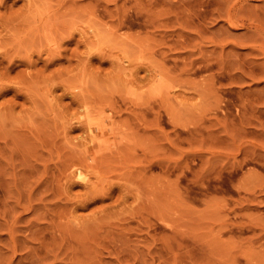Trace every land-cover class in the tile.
I'll return each mask as SVG.
<instances>
[{
    "label": "rangeland",
    "instance_id": "1",
    "mask_svg": "<svg viewBox=\"0 0 264 264\" xmlns=\"http://www.w3.org/2000/svg\"><path fill=\"white\" fill-rule=\"evenodd\" d=\"M207 2L0 0V264H264V56L243 29L222 65L191 48Z\"/></svg>",
    "mask_w": 264,
    "mask_h": 264
},
{
    "label": "bare ground",
    "instance_id": "2",
    "mask_svg": "<svg viewBox=\"0 0 264 264\" xmlns=\"http://www.w3.org/2000/svg\"><path fill=\"white\" fill-rule=\"evenodd\" d=\"M262 2V3H264V0H231V1H228V0H208V2L206 3L207 4V6H212V12H214V13H212L211 15H210V17L211 18H213V16L214 15H216L215 17H214V21H216V20H218V21H221L222 23H223V25L221 26V27H219L218 28V30L216 31V32H212L211 30V33H209V31L208 30H206V29H204V28H206V27H200L199 26V23L197 24V25H195L194 23H192V25H194V26H192V28H194L195 30H193L194 32H189V33H193L194 34V36H193V39H192V37H191V40L192 41H197V42H199V44H197V43H195L194 45L190 42L188 45H191V48H196L197 47V49L199 48V50H202V45L200 46V44H203L204 43V41L206 40V42L207 43H209V44H211L214 48H216V47H219V48H221V52H220V54L221 55H219V57H220V60H218V56H217V58H216V60H214V59H210L209 57H211L210 55L208 56V57H206L205 55H203L202 53H204V52H200L199 50L197 51L198 53L200 52L201 53V56L199 57V59L200 60H202V62H204L203 63V65H204V67L205 68H210L211 66V61L212 62H214L215 61V63H221V65H222V63H224L223 62V60L225 61V59L226 58H228L229 56L231 57V58H234V57H236L235 55H237V54H234L231 50H233V48H234V46H233V48L230 50V52H228V57H225L224 58V56L226 55H224V46H226V44H225V39L228 37V38H230V37H232V35H231V30H245L246 32H251V36H252V41L256 44L258 41H260V40H262V41H264V27H262V26H260L259 25V22H258V20H259V14H257V12L254 10V8H253V6H251V2ZM262 7V6H261ZM262 8H264V7H262ZM185 9V8H184ZM257 9V8H256ZM187 12H189V10H188V8H186L185 9ZM258 10H260L261 11V9H258ZM185 12V11H184ZM262 12H264V11H262ZM190 13V12H189ZM195 13V12H194ZM261 14H264V13H261ZM198 15V14H197ZM196 16V15H195ZM262 16H264V15H262ZM187 17H188V14H187ZM196 17H199V16H196ZM260 18H261V16H260ZM262 18H264V17H262ZM183 19H184V17H183ZM185 19H186V17H185ZM188 19V18H187ZM187 19H186V23H188L189 24V21L187 22ZM191 18H189V20H190ZM258 19V20H257ZM261 20V19H260ZM256 21H257V23H256ZM206 25V24H205ZM204 24H203V26H205ZM202 26V25H201ZM191 28V29H192ZM183 29V28H182ZM208 29V28H207ZM184 30H185V28H184ZM187 30V29H186ZM185 30V31H186ZM206 32H208L209 33V38H207V36L208 35H206L205 36V34H206ZM180 33H184L183 31L182 32H180ZM186 33V32H185ZM185 33H184V35H185ZM182 34H180L182 37H183V35ZM188 34V33H187ZM190 35V34H189ZM185 37H187V36H184V39H185ZM181 38V37H180ZM189 38V37H188ZM217 38H219L220 39V41H215V39H217ZM224 40V41H223ZM251 40V39H250ZM186 41H190V40H186ZM228 42V41H227ZM232 42V41H231ZM185 40L183 41V42H180V47L181 48H183V49H185ZM251 45V46H247V47H249L250 48V52H253V54L256 52V53H259L260 55H262V56H264V45H262V46H258V44L257 45ZM232 45V44H231ZM230 45V46H231ZM229 46V47H230ZM246 46V45H245ZM218 48V49H219ZM192 50H194V49H192ZM236 50V49H235ZM195 51V50H194ZM189 53H190V51H188ZM233 54H232V53ZM236 52V51H235ZM207 53V52H206ZM192 55H193V51H192V53H191ZM258 54V55H259ZM229 57V58H230ZM213 58V57H212ZM236 59V58H235ZM235 59H230L229 61H230V67H232V68H234L235 69V66L236 67H238V68H242V66H241V64H240V61H238V60H240V59H236L237 61L235 62ZM197 60V59H196ZM214 60V61H213ZM193 61V60H192ZM195 61V60H194ZM226 61H227V59H226ZM226 61H225V63H226ZM229 61H228V64H229ZM196 62H198V61H196ZM201 62V61H200ZM201 62V63H202ZM242 62V61H241ZM249 62V61H248ZM189 63V62H188ZM199 63V62H198ZM197 63V64H198ZM220 63L218 64V65H220ZM194 64V62H191V60H190V63L189 64H184L183 65V68L184 67H187V66H192ZM196 64V63H195ZM214 64V63H213ZM212 64V65H213ZM245 64L246 63H244L243 65L245 66ZM253 64H254V62H251L250 61V63L248 64V65H252V67H253ZM262 64H264V63H262ZM226 65V64H225ZM194 66V65H193ZM241 66V67H240ZM243 66V67H244ZM249 66V67H250ZM259 66V65H258ZM261 66V65H260ZM259 66V68L258 67H256L255 65H254V67L253 68H251L250 70H249V72L247 73V74H245V75H247L249 78H251V80L252 81H257L256 83H257V85H260V83L262 84V82H264V67H260ZM262 66H264V65H262ZM220 67H222V66H220ZM238 68L236 69V70H238ZM224 69V68H223ZM249 69V68H248ZM257 79H256V78ZM241 79H242V77H241ZM244 80V79H243ZM212 81V80H211ZM211 81H208V84H205L206 83V81H205V85L203 84V86L201 85V88H202V90H204V93H203V91L201 90V94H200V92L197 90L196 91V93L198 94V92H199V94H200V96L199 97H201V96H203V95H205L206 96V94L208 95V96H210L209 95V93H210V91H212L211 93H213L214 92V88H213V90H211V86H212V83H209V82H211ZM243 82V81H242ZM213 84H214V82H213ZM254 84V83H253ZM214 86V85H213ZM195 90V89H194ZM259 94L257 95V93H258V91H257V93L255 94V92H254V94L257 96V100L256 101H258V104L259 103H261L260 105H262V104H264V86H262V88L260 89L259 88ZM256 91V90H255ZM216 92V91H215ZM262 93V94H261ZM203 94V95H202ZM238 94V93H237ZM248 94V93H247ZM216 94H211V96H215ZM204 96V97H205ZM208 96H206L205 98L206 99H211V98H213V97H208ZM204 97H202V98H204ZM208 97V98H207ZM217 96H215L214 98H213V100L214 101H217L218 100V98H216ZM219 97V96H218ZM240 97V96H239ZM215 98L217 99V100H215ZM205 99V100H206ZM248 99V98H247ZM204 100V99H203ZM218 102H219V100H218ZM245 102H246V98H245ZM249 103V102H248ZM246 104H247V102H246ZM51 105V104H50ZM252 105H254V103H252L251 104V102H250V107L252 106ZM49 106V105H48ZM248 107L247 108H250L249 107V105H247ZM254 106H256V104L254 105ZM258 107H259V105H257ZM256 106V107H257ZM51 107V106H50ZM261 107V106H260ZM259 107V108H260ZM247 108H244V106H243V109H247ZM254 108V107H253ZM252 107H251V112H254V109H253ZM50 109H52V107L50 108ZM55 110V109H54ZM248 110V109H247ZM259 110V109H258ZM245 111V110H244ZM250 111V110H249ZM248 111V112H249ZM256 111H257V108H256ZM255 111V112H256ZM247 112V111H246ZM258 112H260V111H258ZM245 113V112H244ZM257 113V112H256ZM261 113H262V111H261ZM250 115H252L251 113H249ZM255 114V113H254ZM68 115V114H67ZM244 115H246V113L244 114ZM71 116V115H70ZM143 116H144V114H143ZM61 117V120H66L67 118L65 117V119H64V117L62 118V116H59V118ZM67 117H69V116H67ZM74 117V116H73ZM247 117V116H246ZM251 117H254V115H252V116H250V117H248V118H246V120H249L250 122L253 120V118L251 119ZM69 119H70V117H69ZM142 119V118H141ZM141 119H140V121H141ZM146 119V118H145ZM251 119V120H250ZM258 118H256L255 119V121L254 122H257L258 120H257ZM58 120V119H57ZM143 120H144V118H143ZM64 121H63V124H62V126L64 125ZM70 121V120H69ZM145 121V120H144ZM143 121V122H144ZM249 121H247L248 123L246 124V126H252L253 125V127L254 128H256L255 126H260L259 128H261L262 126H264V124H262L261 123V121H259L257 124L258 125H256V124H252V122L250 123ZM62 122V121H61ZM66 122H68V121H66ZM77 122V121H76ZM82 121H80V123H81ZM85 122V121H84ZM90 123V124H89ZM145 123V122H144ZM148 123V122H147ZM243 123H244V121H243ZM243 123H242V125H241V123L239 124V126L241 125V127H243L244 125H243ZM73 124V123H72ZM56 125V124H55ZM74 125V124H73ZM82 125V124H81ZM87 125H88V127H89V125L91 126V125H93L90 121L89 122H87ZM146 125V124H145ZM255 125V126H254ZM70 126V125H69ZM84 126V125H83ZM237 127L236 125H232V127H234V128H231L232 130L233 129H235V127H237V128H239L240 130H241V132H242V129L240 128V127ZM66 127V126H65ZM64 127V128H65ZM68 127V126H67ZM66 127V128H67ZM82 127V126H81ZM84 127H87V126H84ZM87 127V128H88ZM70 128V127H69ZM236 128V129H237ZM245 127H243V129H244ZM259 128H257V129H259ZM66 130V129H65ZM68 130V129H67ZM88 130H90V131H92V127H89V129ZM238 130V129H237ZM245 130V129H244ZM261 130H264V128H261ZM234 131H236V130H234ZM248 131V130H247ZM64 132V131H63ZM244 132V131H243ZM246 132V131H245ZM245 132H244V135H245ZM258 132V131H257ZM262 132V131H261ZM259 133V134H257V137L256 136H254V137H256V139H258L259 138V140H260V142L258 143V144H256V143H253V145H251V146H253L252 148H253V151H254V149H255V152H252L251 154H253L254 156V159L256 158L257 160H264V152H262L261 153V151H264V144H262L261 142L262 141H264V140H261V139H264V132H262V133ZM234 133V132H233ZM249 133V132H248ZM251 133V132H250ZM253 133V132H252ZM247 134V133H246ZM241 135V134H240ZM244 135H241L243 138L246 136H244ZM252 135V134H251ZM91 137V136H90ZM233 137V136H232ZM241 138V137H240ZM254 139V138H253ZM233 140H235V139H233ZM255 140V139H254ZM252 142V141H251ZM257 142V141H256ZM232 143V142H231ZM261 143V144H260ZM231 146H233V145H231ZM238 149V148H237ZM251 150V149H250ZM257 151H259V153L257 152ZM250 154V155H251ZM249 155V156H250ZM246 157H247V155H246ZM253 157H252V159H253ZM202 158V157H201ZM235 158V157H234ZM251 158V157H250ZM246 159V158H245ZM244 159V160H245ZM84 161V160H83ZM262 162V161H261ZM72 163V162H71ZM85 163V162H84ZM79 165V164H78ZM76 166V165H75ZM84 166V165H83ZM87 166V165H86ZM77 167V166H76ZM79 167H81V166H79ZM82 168V167H81ZM77 169H78V167H77ZM77 169L75 168V171L72 173L73 174V178H76L77 177V179L78 178H82V177H85L84 176V172H78L77 171ZM87 169V168H86ZM79 171H81V170H79ZM90 171V170H89ZM66 173V172H65ZM70 174H71V172H70ZM69 174V175H70ZM71 174V175H72ZM87 174V173H86ZM69 176V177H71V179H72V176ZM88 175V174H87ZM252 175V174H251ZM251 175H249V176H251ZM67 176H68V174H67ZM252 176H254V175H252ZM256 176V175H255ZM254 176V177H255ZM254 177H252V178H254ZM85 178H86V180H85ZM84 178V180L82 179V181H80V182H83L84 184L86 183H88L90 180H87V179H89V178H87V176ZM250 178V177H249ZM256 178H260V177H256ZM68 179V178H67ZM76 179V180H77ZM122 179V178H121ZM81 180V179H80ZM251 180V179H250ZM260 181H262V182H264V180H262L261 178H260ZM249 179H248V181H247V183L246 184H248L249 185V183H252V182H254V181H251V182H249ZM254 183H257V187H262L261 186V182H254ZM260 183V184H259ZM85 184V185H86ZM89 184V183H88ZM91 184V183H90ZM93 184V183H92ZM259 184V185H258ZM252 185H253V183H252ZM252 185H250V186H246L245 184L243 185V186H240L239 188H243L244 186V189L247 187V191L248 190H250V187L252 186ZM67 186V185H66ZM70 186V185H69ZM92 186V185H91ZM94 186V185H93ZM92 186V187H93ZM254 187V185L252 186V188L254 187V189L255 188H257V187ZM63 187H65V185L63 186ZM85 187V186H84ZM89 188V187H88ZM251 188V189H252ZM246 191V190H245ZM250 191H252V190H250ZM254 191V190H253ZM252 191V192H253ZM262 191H264V189H262L261 190V192ZM254 195V194H253ZM257 195V194H256ZM260 195V194H259ZM253 197H255V196H253ZM136 198V197H135ZM138 198V197H137ZM257 198H259V197H257ZM255 199V198H254ZM246 200H248V199H246ZM252 201V200H251ZM71 213V212H70ZM66 214V213H65ZM62 215V214H61ZM12 230H13V228H12ZM14 232H16L15 230H14ZM16 241V240H15ZM15 248V247H14ZM48 255V254H47ZM56 258V257H55ZM10 260V259H9ZM9 260H8V262H9ZM39 260V259H38ZM13 263V262H12ZM61 263V262H60ZM53 264V263H52ZM55 264V263H54ZM58 264V263H57Z\"/></svg>",
    "mask_w": 264,
    "mask_h": 264
}]
</instances>
